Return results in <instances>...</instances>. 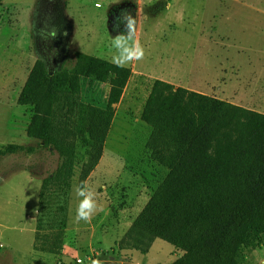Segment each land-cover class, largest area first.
<instances>
[{
  "label": "rangeland",
  "instance_id": "obj_1",
  "mask_svg": "<svg viewBox=\"0 0 264 264\" xmlns=\"http://www.w3.org/2000/svg\"><path fill=\"white\" fill-rule=\"evenodd\" d=\"M48 1L56 6L57 14L50 27L44 17ZM124 10L137 18V39L145 55L126 65L131 74L116 103L101 164L94 179L88 181L96 195L101 193L96 196L100 210L90 222H76L79 198L74 177L66 197L57 196L48 209H42L47 215L58 204L65 205L60 250L35 249L40 214L33 213V205L39 181L15 169L17 158L0 157V264H79L77 257L108 261L110 255L119 264H173L178 256L175 248L161 238H155L146 253L135 249L118 252L113 247L167 173L146 151L151 129L140 117L142 107L155 78L171 80L175 87L185 83V76L191 78L190 71L176 73L185 64L193 65L190 51L195 45L209 48V55L214 57L216 69H209L211 81L231 83V90L214 95L228 96L234 103L264 112V0H0V95H6L0 98V143H18L20 134L15 139L10 137L12 128L21 130L26 121L23 112L27 105L16 102L19 88L3 86L5 70L18 69V78L22 70L25 78L30 61L46 62L45 54L53 50L59 61L49 67L51 73L54 69L60 74L70 69L80 72L91 56L111 61V37L123 31V24L119 29L115 25ZM53 27L57 45L47 50L42 42L50 37L47 33ZM26 59L29 63L25 69L21 66ZM80 79L81 99L104 105L109 84L85 76ZM22 135L27 142L36 141ZM260 152L264 159V138ZM59 162L56 151L44 148L28 163L40 166L34 170L44 177ZM108 186L115 192L112 199L104 195ZM24 197L28 200L25 206L21 202ZM38 209L40 213V201ZM242 264H264V238L243 252Z\"/></svg>",
  "mask_w": 264,
  "mask_h": 264
},
{
  "label": "trees",
  "instance_id": "obj_2",
  "mask_svg": "<svg viewBox=\"0 0 264 264\" xmlns=\"http://www.w3.org/2000/svg\"><path fill=\"white\" fill-rule=\"evenodd\" d=\"M50 71L37 59L17 102L33 107L26 134L60 157L42 178L33 244L57 253L65 205L42 209L99 162L131 69L91 56L80 72ZM81 76L109 84L103 106L81 99ZM140 117L151 129L146 151L167 173L113 250L146 253L161 238L180 252L173 264H242L243 252L264 238V112L156 78ZM33 149L8 143L0 154Z\"/></svg>",
  "mask_w": 264,
  "mask_h": 264
},
{
  "label": "crops",
  "instance_id": "obj_3",
  "mask_svg": "<svg viewBox=\"0 0 264 264\" xmlns=\"http://www.w3.org/2000/svg\"><path fill=\"white\" fill-rule=\"evenodd\" d=\"M261 16H263V15H261ZM263 19H264V17H263ZM262 26H264V24ZM197 45H195L193 47V49L190 51L192 53V57H193V62H192L193 65L185 64V66L183 67L184 70L182 68H179L178 72L176 73L177 75H182L184 72L188 73L190 71V73H191L190 77L191 78H187L188 76H185L184 77L185 83H178L179 85H176V86H183V87H186V88L191 89V90H195V91H198V92H202V93L213 95V96H215L217 98L230 100L231 98H229L228 96L222 97V96L214 95L215 92H221V90H223L224 93H226L227 91L231 90L229 88L231 83L230 82L229 83L228 82H224V83L217 84V82L213 83L211 81L209 69L210 68L216 69L215 63L213 62V58L214 57H211L209 55V52H210L209 48H206L203 45H201V46H197ZM35 61L36 60H34V62L30 61L31 67L27 69L25 78L23 77L22 70H21L20 78H18L19 77L18 69L8 68L4 72L3 86L8 89L11 85L14 84V85H16L17 88H19V91L17 92V95H16V102H17L18 94L21 91V89L23 88V86H24V84H25V82L27 80L28 74H29L33 64L35 63ZM27 63H29V60L28 59L24 60V64L21 67L24 68V66H25V69H26V67H28ZM180 72H182V74ZM163 80H165V79H163ZM165 81H168V82L174 84L173 81H171V80H165ZM176 81L183 82V81H180V80H176ZM108 88H109V86L106 85V87H105L106 93L108 91ZM6 93H8V92L6 91ZM8 95H9V93H8ZM5 97H6L5 92L2 95H0V98H5ZM23 105H26V104H23ZM100 106H103V105H100ZM114 106L116 108V104ZM23 113H24V116L26 118V121H25L24 126H23L24 128L21 129V130L12 128L13 131H12V133L10 135V137H13V139H15L17 137V135L20 134L21 140L18 143L15 140H14L15 142H7V143L2 142V143H0V149L3 146L7 145L8 143H17V144H20V145H23V146H33L34 149L31 152H29V151L26 152L25 150H19V151L12 152V153H4V154H0V157H2V158L4 157L7 160H10V159H13V158H17V160H18L19 157L21 159L23 158V161H21V162L20 161L17 162V160H16V163L18 165L16 166L15 169L19 168L18 170H20L21 172H26L27 174H29L30 176H33L35 179H37L39 181V183L37 184V194L35 196V201L36 202L33 205L34 208H38L39 201H40V195H41L42 178L43 177L38 175L37 172H35V170H34L35 168L39 169L40 166H37V165H34V167L31 166V165L29 166L30 163H28V162L30 161L31 158H34V156L38 152L43 151L44 148H46V147H42L40 145L39 141H37V140L36 141L35 140H31L30 142H27L26 139H24V136L22 134H25V136H28L26 134V128H27V125L29 124V122L31 120V117H32V114H33V107L30 106V105H27L26 108L24 109ZM13 118H15V115H13ZM112 123H113V120H112ZM22 153L25 154L23 157H21ZM100 160H101V158H100ZM100 160H99L100 163L98 162L97 165L95 166V168L89 174V176L87 178V182L90 181L91 179H94V176L96 175V170H97L98 166L101 164ZM27 168H28V170H27ZM2 178H4V177H2ZM102 185L104 187H106V185H104V184H102ZM107 188H108V190H107ZM107 188L103 189V190H105L104 195L107 194V197L109 199H110V197H111V199L114 198L115 197L114 190L109 188V186ZM97 195L100 196L101 193L97 192ZM9 196H12V195L9 194ZM21 202H22V205L25 206L28 203L27 197H24ZM145 202L146 201L143 202L142 206L144 205ZM20 211L26 212L28 210L21 209ZM126 228L123 230L122 234L124 233Z\"/></svg>",
  "mask_w": 264,
  "mask_h": 264
},
{
  "label": "clouds",
  "instance_id": "obj_4",
  "mask_svg": "<svg viewBox=\"0 0 264 264\" xmlns=\"http://www.w3.org/2000/svg\"><path fill=\"white\" fill-rule=\"evenodd\" d=\"M121 24H123V31H118L117 35L111 37V48L113 50L111 63L118 68H123L133 61L142 60L145 55L144 48L137 39V18L127 10H124L121 16L117 18L115 28L119 29ZM41 34L42 36L45 35V29L41 30ZM47 34L55 36V31L53 30ZM52 54H55V50H53ZM74 190L79 198L75 220L76 222H90L93 215L100 210L96 194L90 188L87 180L81 181L75 186ZM33 213L39 215V209L34 208ZM85 260L87 264H108L107 261L99 258H84L79 261V264H85Z\"/></svg>",
  "mask_w": 264,
  "mask_h": 264
},
{
  "label": "flooded vegetation",
  "instance_id": "obj_5",
  "mask_svg": "<svg viewBox=\"0 0 264 264\" xmlns=\"http://www.w3.org/2000/svg\"><path fill=\"white\" fill-rule=\"evenodd\" d=\"M51 1H53V0H51ZM47 5L48 6H46L44 17H45V20L49 21L48 23L50 24L49 25V27H50L52 22H55V16L57 14H56V8H54V7H56V6L51 4L49 1L47 2ZM52 30H55V28ZM40 43H41V40H40ZM42 43L46 49L48 47L55 48V46L57 45L56 44V36L50 35V37H48L47 39H44ZM45 56H46L45 60L47 62L48 67L53 66L57 61H59V59H57V57L55 55H52L50 52H47V54H45Z\"/></svg>",
  "mask_w": 264,
  "mask_h": 264
},
{
  "label": "water",
  "instance_id": "obj_6",
  "mask_svg": "<svg viewBox=\"0 0 264 264\" xmlns=\"http://www.w3.org/2000/svg\"><path fill=\"white\" fill-rule=\"evenodd\" d=\"M50 73H51V71H50ZM107 262H108V264H119V262L114 259L113 255L109 256V260Z\"/></svg>",
  "mask_w": 264,
  "mask_h": 264
},
{
  "label": "built area",
  "instance_id": "obj_7",
  "mask_svg": "<svg viewBox=\"0 0 264 264\" xmlns=\"http://www.w3.org/2000/svg\"><path fill=\"white\" fill-rule=\"evenodd\" d=\"M175 252H176V254H177V255H179V254H180V252H179V251H176V250H175ZM81 259H82V258L78 257V258H77L75 261H76L77 263H79V261H80Z\"/></svg>",
  "mask_w": 264,
  "mask_h": 264
}]
</instances>
